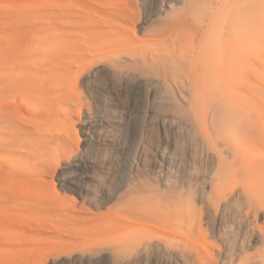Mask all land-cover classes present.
<instances>
[{"label":"rangeland","instance_id":"1","mask_svg":"<svg viewBox=\"0 0 264 264\" xmlns=\"http://www.w3.org/2000/svg\"><path fill=\"white\" fill-rule=\"evenodd\" d=\"M0 58V264H264V0H0Z\"/></svg>","mask_w":264,"mask_h":264},{"label":"bare ground","instance_id":"2","mask_svg":"<svg viewBox=\"0 0 264 264\" xmlns=\"http://www.w3.org/2000/svg\"><path fill=\"white\" fill-rule=\"evenodd\" d=\"M38 44L40 46H44V44L42 42H39ZM7 65L8 64H6V62L0 58V76H2L3 74H6L9 71L6 68ZM41 65H44L45 67H42ZM27 66L30 67V69H34L37 72V71H41L43 68H46L48 66V62L47 61H41V60H36L33 62V61L29 60L27 63ZM45 72H47V71H45ZM10 83H11V81H10ZM21 87L26 88L27 85L22 84ZM21 97L23 98V96H21ZM58 98H61L63 100V97H58ZM4 119H5L4 117H0V132H2L3 136L7 138L6 141L10 142L9 148L11 150V154L14 156V155H17L16 151H15L16 149L14 148V146H12L13 137L15 135L7 133L6 130H7V127H9V125H12L13 127L19 129V131H21L20 128L25 127V122L19 121V120L13 121V120H4ZM29 127H31V126H29ZM33 132L35 135V138L32 139L33 142L31 140L27 139L26 137H24L22 139L21 146L24 149H26L28 147H33L35 144H42V145L44 144L45 146H47V148L44 151L47 152L50 149L56 150V148H64L65 146H70L68 144L67 136L65 134H63L62 131L56 130L50 125H46L44 127H40L39 125H34L33 126ZM90 165H93V161L91 159H89V160L79 159V160L74 161L70 165H68L69 167L66 170H68V172H70V173H68L67 171H65L66 173H63V180L60 181L62 183L61 187L64 188V190H66V191L72 190L75 188L79 189L81 187L82 180L85 179L86 171L90 167ZM49 167L54 168L52 165H50Z\"/></svg>","mask_w":264,"mask_h":264}]
</instances>
